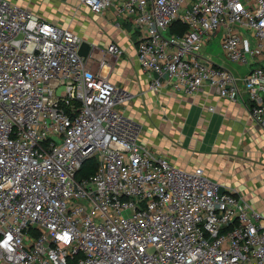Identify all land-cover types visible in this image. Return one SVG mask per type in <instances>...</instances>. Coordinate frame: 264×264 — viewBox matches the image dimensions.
<instances>
[{
	"label": "built area",
	"instance_id": "1",
	"mask_svg": "<svg viewBox=\"0 0 264 264\" xmlns=\"http://www.w3.org/2000/svg\"><path fill=\"white\" fill-rule=\"evenodd\" d=\"M77 1L131 26L151 91L245 98L264 130V0ZM217 36L243 75L204 57ZM82 43L0 0V264H264V216L144 146L129 96Z\"/></svg>",
	"mask_w": 264,
	"mask_h": 264
},
{
	"label": "crops",
	"instance_id": "2",
	"mask_svg": "<svg viewBox=\"0 0 264 264\" xmlns=\"http://www.w3.org/2000/svg\"><path fill=\"white\" fill-rule=\"evenodd\" d=\"M16 5L36 12L48 24L78 34L90 46L86 58L94 71L99 61H107L102 75L129 96L131 102L123 111L143 126L141 143L154 155L187 171L201 168L221 191L242 196L264 216V130L251 120L247 99H220L207 90L192 97L169 89L151 91L148 87L156 76L137 64L136 34L130 35L129 24L118 27L110 11L94 15L77 0ZM110 44L117 45L121 53L108 54ZM216 65L235 71L225 61ZM143 108L151 113V127L137 118Z\"/></svg>",
	"mask_w": 264,
	"mask_h": 264
},
{
	"label": "rangeland",
	"instance_id": "3",
	"mask_svg": "<svg viewBox=\"0 0 264 264\" xmlns=\"http://www.w3.org/2000/svg\"><path fill=\"white\" fill-rule=\"evenodd\" d=\"M12 1V0H11ZM16 4H22V5H29V6H41L43 2H46V1H49V0H13ZM36 13V12H35ZM37 14V13H36ZM218 41H219V36H217V38H215L211 43H209V45L207 46V48H205L204 50V57L207 59V60H212L213 59V62H215L216 64L217 63H220L225 61L223 55H222V52L218 46ZM226 62V61H225ZM229 66H231L232 68H235V70H237V72L241 75H243L245 72H246V68L244 67H237L236 65L234 64H230L228 62H226ZM61 90L58 91V93H60ZM131 102V101H130ZM128 102L124 107V108H128L129 106V103ZM187 102V101H186ZM149 114H151L150 112L147 114V111L144 110L143 108V111L140 113V114H137V118L139 117L140 119V122H142V124L145 125V127H151L154 125V121L149 118ZM150 130V129H149Z\"/></svg>",
	"mask_w": 264,
	"mask_h": 264
},
{
	"label": "trees",
	"instance_id": "4",
	"mask_svg": "<svg viewBox=\"0 0 264 264\" xmlns=\"http://www.w3.org/2000/svg\"><path fill=\"white\" fill-rule=\"evenodd\" d=\"M176 29H179V27L172 28L173 31H176ZM94 171H95V165L90 162V163L86 164L81 169L80 174H79V177H87V176L93 174Z\"/></svg>",
	"mask_w": 264,
	"mask_h": 264
},
{
	"label": "water",
	"instance_id": "5",
	"mask_svg": "<svg viewBox=\"0 0 264 264\" xmlns=\"http://www.w3.org/2000/svg\"><path fill=\"white\" fill-rule=\"evenodd\" d=\"M89 50H90V46L87 43L83 42L79 50V56L86 59Z\"/></svg>",
	"mask_w": 264,
	"mask_h": 264
}]
</instances>
